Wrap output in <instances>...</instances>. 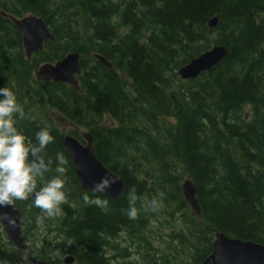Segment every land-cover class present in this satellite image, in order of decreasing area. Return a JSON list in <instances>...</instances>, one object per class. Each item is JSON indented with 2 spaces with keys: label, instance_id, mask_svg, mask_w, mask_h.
<instances>
[{
  "label": "trees",
  "instance_id": "obj_1",
  "mask_svg": "<svg viewBox=\"0 0 264 264\" xmlns=\"http://www.w3.org/2000/svg\"><path fill=\"white\" fill-rule=\"evenodd\" d=\"M1 12L40 17L54 40L27 61ZM213 44L227 46V55L181 80L177 69ZM69 51L80 53L78 90L35 80L38 65ZM90 52L114 69L88 63ZM0 87L11 88L24 108L18 130L34 139L47 126L54 137L48 154L59 152L67 161L65 191L74 205L61 204L64 217L57 223L54 217L37 223L43 213L30 198L14 201L45 264H60L66 252L77 264H153L155 251L158 264H199L212 250L214 232L264 244V0H0ZM53 111L87 129L97 158L123 179L119 198L104 197L106 208L83 204L85 191ZM105 115L116 126H101ZM186 174L201 218L182 198ZM132 188L135 219L126 215ZM152 198L160 201L156 211L144 207ZM155 229L171 239L168 252L150 244L154 235L147 232ZM122 233L130 240H118ZM134 238L137 253L118 250L132 247ZM1 239L0 233V264H16L14 249ZM60 244L67 248L57 254ZM110 249L116 254H107Z\"/></svg>",
  "mask_w": 264,
  "mask_h": 264
},
{
  "label": "water",
  "instance_id": "obj_2",
  "mask_svg": "<svg viewBox=\"0 0 264 264\" xmlns=\"http://www.w3.org/2000/svg\"><path fill=\"white\" fill-rule=\"evenodd\" d=\"M7 17L13 22L16 30L20 34L27 57L31 53L39 50L44 40L53 39L43 21L36 16L30 15L22 19ZM217 21L218 17H213L208 21V26L211 28L215 27ZM227 53L228 47L214 45L209 50L192 59L188 64L180 67L177 74L181 79L196 78L201 72L216 65ZM94 57L103 65L112 67L101 56L95 54ZM78 58L79 54L74 52L67 54L53 65L44 64L36 71V79L39 81H59L77 88V81L74 75L81 72ZM84 138L86 139V144L82 145L74 137L65 136L63 139V147L71 157L73 168L81 184V188L83 190H91L93 185L100 181L102 177L108 176L115 179L119 176L106 170L97 160L93 152L91 136L84 135ZM123 186V180L119 177V179L115 180V183L111 184L101 194L117 198L121 195ZM181 190L185 202L189 205L191 211L199 217L200 208L196 200L195 186L190 180L186 179L181 185ZM0 222L6 230L8 239L18 249L25 248L23 244L24 238L20 236V227L22 224L20 221V213L16 209H13V204H6L0 207ZM65 259L72 258L67 257ZM200 264H264V245L228 238L224 234L216 232L212 251Z\"/></svg>",
  "mask_w": 264,
  "mask_h": 264
},
{
  "label": "clouds",
  "instance_id": "obj_3",
  "mask_svg": "<svg viewBox=\"0 0 264 264\" xmlns=\"http://www.w3.org/2000/svg\"><path fill=\"white\" fill-rule=\"evenodd\" d=\"M24 115L16 93L9 87H0V207L31 198L32 205L43 213V216L36 217L37 223L42 224L45 218L61 213L60 206L66 200L67 161L59 152L48 154V146L54 137L47 126L36 131L34 139L18 130L17 118ZM116 179L119 177H102L91 190L81 194L83 204L106 208L108 201L98 195L90 197L89 191L104 193ZM127 199L126 215L135 219L138 197L134 188L129 190ZM159 206L160 201L156 198L144 202L149 211H156Z\"/></svg>",
  "mask_w": 264,
  "mask_h": 264
},
{
  "label": "rangeland",
  "instance_id": "obj_4",
  "mask_svg": "<svg viewBox=\"0 0 264 264\" xmlns=\"http://www.w3.org/2000/svg\"><path fill=\"white\" fill-rule=\"evenodd\" d=\"M52 116H55L54 112H52L50 114L51 118H52ZM105 122L111 123L110 120H108V119H105ZM111 124L113 125V123H111ZM182 181H183V179L181 180V182ZM148 223H150V221H148ZM76 233H78L77 236L79 237L81 232L79 233V229H78ZM147 234L150 235L151 237H152V235H154L153 238H152L153 240L149 238V242H150L151 245H155L157 247V249H159V246L161 245L162 250H165L166 252L169 251V247L172 245V241H171V239L167 238V236H166V234L164 232H162V231H160L158 229H155V230H151V231L147 232ZM117 239L118 240H121V239L130 240L129 236L126 233L125 234L122 233V234L118 235ZM151 240L153 242H151ZM137 241L138 240L136 238H134V240L131 241L132 243H134V244H132V247L129 246V245H121V246L118 247V250L121 249L122 247H125L127 252L132 250L133 252L137 253V251H139V250L135 249L136 248L135 245L137 244ZM54 242H56V241H54ZM141 252H142V250H140V252H138V253H141ZM130 253H132V252H130ZM113 254H116V252L113 251L112 255ZM129 254H128L127 258L131 259L130 255H132V254H130V255ZM158 254H161V253L159 251H155L154 252V257H153V261L152 262H154L155 264L159 263V258L156 257V255H158ZM135 257H138V259H139V256H135ZM16 258L18 259L19 264H29L27 262V254L25 252H18V254L16 255ZM56 262L54 264H56ZM140 264H142V261L140 262Z\"/></svg>",
  "mask_w": 264,
  "mask_h": 264
},
{
  "label": "bare ground",
  "instance_id": "obj_5",
  "mask_svg": "<svg viewBox=\"0 0 264 264\" xmlns=\"http://www.w3.org/2000/svg\"><path fill=\"white\" fill-rule=\"evenodd\" d=\"M21 2V1H20ZM3 15H4V17L6 18L8 15L7 14H5V13H3ZM15 81V80H14ZM51 242V241H50ZM67 248V246L66 245H64V244H60V246H59V252H57V254H59V253H61V252H63L65 249ZM33 264H37V261H36V259L35 260H33V262H32Z\"/></svg>",
  "mask_w": 264,
  "mask_h": 264
}]
</instances>
